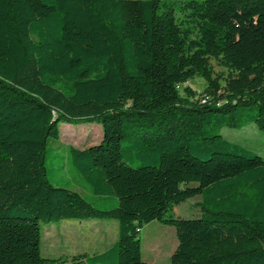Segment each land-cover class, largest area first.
<instances>
[{"label":"trees","instance_id":"obj_1","mask_svg":"<svg viewBox=\"0 0 264 264\" xmlns=\"http://www.w3.org/2000/svg\"><path fill=\"white\" fill-rule=\"evenodd\" d=\"M195 77L206 103L178 89ZM80 123L103 130L68 149L87 194L54 182L48 148ZM249 125L264 132V0H0V264H60L41 223L92 218L119 224L92 264H149L154 221L176 228L171 264H264V158L222 135ZM197 196L199 218L173 215Z\"/></svg>","mask_w":264,"mask_h":264},{"label":"rangeland","instance_id":"obj_2","mask_svg":"<svg viewBox=\"0 0 264 264\" xmlns=\"http://www.w3.org/2000/svg\"><path fill=\"white\" fill-rule=\"evenodd\" d=\"M211 64L214 67L216 76L224 77L223 82H225L226 78L230 77L229 71L222 67L217 60L212 59ZM186 86L195 90L199 96L208 95L205 91L207 83L201 77H195L187 84L182 85L180 91L182 92ZM60 130L62 136L60 142H49L48 144V148L56 147L59 144L62 151H58V153L62 159L59 162L57 158L52 161L65 166L64 170L55 173L57 177L54 182L64 187L70 185L73 190L81 194H87V191L79 183H73L72 181L77 174L72 170L68 149L74 147L82 150L100 143L103 135L102 126L98 123L62 124ZM222 135L228 141L240 144L264 158V132L260 131L255 125H249L241 130L226 128L222 131ZM67 181L69 184L66 183ZM201 201V196H197L175 206L173 215L181 219L199 218L201 216ZM113 225L118 226L117 221L93 218L62 220L51 223L42 222V256L47 257L50 261L62 260L63 258L66 261H69L71 258L81 260L88 257V254L73 256L71 251L77 248L81 249L83 242L87 249L89 246L93 249H101L103 243L113 239ZM140 239L142 241V253L145 262L149 264H171V257L179 244L175 227L154 221L143 227L140 233ZM66 240H69V246L66 245ZM94 243L98 244L95 245ZM66 261H62L61 264L66 263ZM84 264L91 263L87 261Z\"/></svg>","mask_w":264,"mask_h":264},{"label":"crops","instance_id":"obj_3","mask_svg":"<svg viewBox=\"0 0 264 264\" xmlns=\"http://www.w3.org/2000/svg\"><path fill=\"white\" fill-rule=\"evenodd\" d=\"M112 230L114 232L113 239H111L110 241H108L106 243H103L101 249H93L91 246H89L88 249H87L86 245L83 242V246H81V249H78L77 248L76 250H72L71 251L72 252L71 254H73V256H76V255H79V254H83V255L88 254V257H85V258H83L81 260L78 259V258L77 259L71 258V259H69V261L68 260L66 261V259L63 258L62 261H66V263H63V264H84L87 261H89V263H91L90 262V259L92 257L98 256L100 254H103L107 250L111 249L116 244V242L118 241V238H119V224H118V226L117 225H113L112 226ZM94 244L97 245L98 243H94ZM66 245H68V246L70 245L69 244V240H66ZM45 258H47V257H45Z\"/></svg>","mask_w":264,"mask_h":264},{"label":"built area","instance_id":"obj_4","mask_svg":"<svg viewBox=\"0 0 264 264\" xmlns=\"http://www.w3.org/2000/svg\"><path fill=\"white\" fill-rule=\"evenodd\" d=\"M178 89L180 90V87H178ZM201 98H202L203 103H206L207 101H209V96L204 95Z\"/></svg>","mask_w":264,"mask_h":264}]
</instances>
